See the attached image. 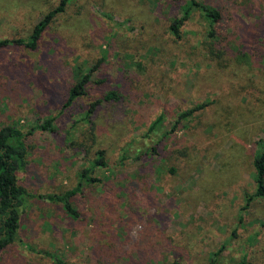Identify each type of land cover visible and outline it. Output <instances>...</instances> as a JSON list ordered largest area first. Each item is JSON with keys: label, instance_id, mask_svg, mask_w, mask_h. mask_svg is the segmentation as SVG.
I'll return each mask as SVG.
<instances>
[{"label": "rangeland", "instance_id": "374dc122", "mask_svg": "<svg viewBox=\"0 0 264 264\" xmlns=\"http://www.w3.org/2000/svg\"><path fill=\"white\" fill-rule=\"evenodd\" d=\"M59 1L0 0V40L29 36ZM196 1L220 13L213 35L198 7L172 35L189 0H68L36 49L0 46V125L27 134L20 183L37 195L0 264H264V200H247L264 147V0ZM78 185L71 218L48 197Z\"/></svg>", "mask_w": 264, "mask_h": 264}, {"label": "trees", "instance_id": "16d2710c", "mask_svg": "<svg viewBox=\"0 0 264 264\" xmlns=\"http://www.w3.org/2000/svg\"><path fill=\"white\" fill-rule=\"evenodd\" d=\"M68 0H60L59 3L48 11L42 19H40L33 27L29 36L23 38L3 39L0 40V46L8 44H20L30 49H36L43 31L48 24L54 19L57 13L64 10ZM198 7L210 20L212 29L209 34L215 33L214 26L221 19V15L217 9L197 2L189 0L188 8H185L180 17H175L170 23V31L172 35L179 39L181 37V25L189 17L190 9ZM97 67L93 66L92 69ZM91 72H85L78 83L74 84L66 99L65 105H69L74 99L86 93V88L90 81ZM116 98V93L111 91L104 96V99ZM100 100L93 102L87 111L86 117L95 109V106ZM188 114L183 113L182 115ZM44 126H42L43 128ZM24 132L16 125L4 124L0 125V252L7 248L16 239L19 228L21 213L25 209L28 201L35 198L37 195L28 191V189L20 183V174L27 168V146L25 144ZM95 158L94 165H103L102 151L98 152ZM254 182L255 189L253 193L247 194V200L251 201L254 198L264 200V147L255 155L254 158ZM87 171L83 172L82 176H86ZM96 181V178H90ZM79 185L62 195L49 196L48 198L63 203L65 210L71 218L77 217V211L72 207L70 197L77 192ZM39 253V251H38ZM40 253L50 256L49 251H40ZM55 264H67L63 259L56 258ZM209 264H215L212 259Z\"/></svg>", "mask_w": 264, "mask_h": 264}]
</instances>
